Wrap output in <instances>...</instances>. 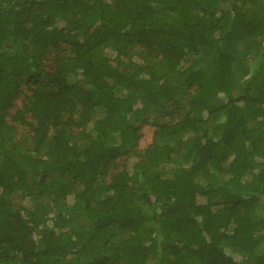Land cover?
Masks as SVG:
<instances>
[{
    "label": "trees",
    "instance_id": "1",
    "mask_svg": "<svg viewBox=\"0 0 264 264\" xmlns=\"http://www.w3.org/2000/svg\"><path fill=\"white\" fill-rule=\"evenodd\" d=\"M0 264H264V0H0Z\"/></svg>",
    "mask_w": 264,
    "mask_h": 264
},
{
    "label": "rangeland",
    "instance_id": "2",
    "mask_svg": "<svg viewBox=\"0 0 264 264\" xmlns=\"http://www.w3.org/2000/svg\"><path fill=\"white\" fill-rule=\"evenodd\" d=\"M154 132V128L149 126V125H144V127L142 128L141 134H142V138L140 140V148H145L147 146H149L152 141H153V133ZM23 138V137H22ZM21 138V139H22ZM82 144V143H81ZM71 210V206L68 205H61L58 209H57V213H67Z\"/></svg>",
    "mask_w": 264,
    "mask_h": 264
}]
</instances>
